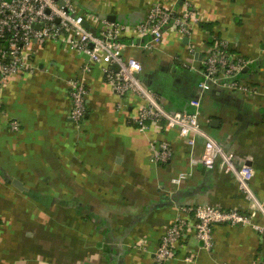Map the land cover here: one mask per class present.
Instances as JSON below:
<instances>
[{
    "label": "crops",
    "instance_id": "obj_1",
    "mask_svg": "<svg viewBox=\"0 0 264 264\" xmlns=\"http://www.w3.org/2000/svg\"><path fill=\"white\" fill-rule=\"evenodd\" d=\"M188 1L201 20L191 39L169 32L147 50L152 37L141 39L136 28L153 6L181 13L186 0H73L80 15L115 17L129 27L124 56L141 63V81L169 111L198 112L237 165L253 168L251 187L264 201V0ZM220 40L252 61L238 81L259 95L202 89L204 56ZM88 62L52 43L31 60L33 73L7 85L0 77V264H155L181 207L250 212L232 174L202 165L203 141L190 146L178 130L137 129L132 120L142 99L114 92L105 61L83 76ZM78 78L88 89L82 123L72 120L69 97L68 82ZM162 141L173 157L154 164L151 144ZM181 174L186 179L173 185ZM255 222L263 224V216ZM139 241L147 251L134 248ZM190 255L195 263L184 261ZM169 264H264V234L218 226L209 252L192 233Z\"/></svg>",
    "mask_w": 264,
    "mask_h": 264
},
{
    "label": "built area",
    "instance_id": "obj_2",
    "mask_svg": "<svg viewBox=\"0 0 264 264\" xmlns=\"http://www.w3.org/2000/svg\"><path fill=\"white\" fill-rule=\"evenodd\" d=\"M183 5L181 13L167 10L162 5L153 6L149 18L136 28L141 39L152 37V42L145 49L160 45L169 32H178L182 37L191 39L201 20L188 0ZM128 30L125 24L111 23L91 14L80 15L73 0H0V77L7 85L13 78L33 73L37 67L32 65L31 60L40 48L52 43L61 44L66 51L88 58L83 76L91 72L93 65L105 61L108 64L106 79L114 92L121 97L135 94L143 101L132 120L137 129L144 132L155 126L159 130H178L190 146L201 140L204 142L202 165L208 170L219 166L224 173L235 177L240 191L250 203V212L209 205L181 207L153 254L155 264H169L175 260L182 242L192 233L201 243V248L209 252L214 249L218 226H250L264 234V223L255 222L259 214L264 218V201L256 196L251 187L253 168L246 164L237 165L235 155L227 152L202 126L198 112L169 111L156 93L141 81V63L124 56L127 46L123 39ZM191 53H194L193 49ZM251 64V60L232 52L229 44L220 40L206 51L200 85L203 90H209L214 85L247 96L259 95L257 88L238 81ZM68 84L71 118L76 123H82L87 115V86L84 78L72 79ZM12 129L18 132L20 125L14 122ZM150 152L154 164H168L173 157L172 146L167 141L153 142ZM184 179L186 175L181 174L173 179L172 184L179 185ZM145 244L139 241L134 248L147 251ZM184 261L195 263L191 255Z\"/></svg>",
    "mask_w": 264,
    "mask_h": 264
},
{
    "label": "water",
    "instance_id": "obj_3",
    "mask_svg": "<svg viewBox=\"0 0 264 264\" xmlns=\"http://www.w3.org/2000/svg\"><path fill=\"white\" fill-rule=\"evenodd\" d=\"M57 1H59V0H57ZM60 3L62 4L61 1H60ZM103 18H105V17H103ZM105 19H107L111 23H116L117 22V19L115 17H106ZM247 70H248V68L245 69L244 72H246ZM14 185L16 187H18L20 190H23L24 189L23 185L21 183H19V182H14Z\"/></svg>",
    "mask_w": 264,
    "mask_h": 264
}]
</instances>
